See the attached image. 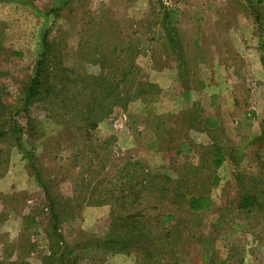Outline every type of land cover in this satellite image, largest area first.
Listing matches in <instances>:
<instances>
[{
	"label": "rangeland",
	"instance_id": "obj_1",
	"mask_svg": "<svg viewBox=\"0 0 264 264\" xmlns=\"http://www.w3.org/2000/svg\"><path fill=\"white\" fill-rule=\"evenodd\" d=\"M169 11L182 19L170 26ZM46 30L52 76L32 107L36 123L28 126L27 115L18 109L43 52ZM170 37L184 53L206 59L196 63L203 70L187 78L198 90L197 100L209 104L216 91L220 103L211 106L215 114L228 120L244 110L249 118L250 103L264 99V0H0V101L8 105L0 113V129L7 131L0 137V264H137L145 256L130 252L136 244L142 251L150 246L166 254V264H208V259L201 262L206 250L200 243V237L208 236L218 261L227 256L222 251L228 243L246 247V264H264V242L245 231H230L234 223L245 222L246 231L264 229V221L256 223L238 206L246 189L264 182V172L251 173L259 167L255 158H262L264 168V149L257 150L264 146V113L215 131L228 136L225 152L237 163L212 172L216 150L205 134L172 126L174 118L158 117L178 110L183 90H191L181 78L175 58L179 47L170 44ZM133 56L140 78L159 85L154 99L151 93L128 101L96 122L77 114L85 97L94 101L101 94L97 84L88 94L81 75H97L104 62L109 71L112 64L125 68ZM239 64H246L244 74L236 72ZM64 73L69 83L62 90ZM207 83L210 87L201 89ZM235 95L239 109L234 105L233 112ZM190 137L195 152L182 154L181 140ZM245 144L247 153L234 152ZM214 173L222 177L218 185H212ZM192 194H211L216 206L193 212ZM168 215L174 218L161 224ZM52 222L60 236L51 235ZM226 232L236 234L214 237ZM119 233L129 242L127 249L102 246Z\"/></svg>",
	"mask_w": 264,
	"mask_h": 264
},
{
	"label": "trees",
	"instance_id": "obj_2",
	"mask_svg": "<svg viewBox=\"0 0 264 264\" xmlns=\"http://www.w3.org/2000/svg\"><path fill=\"white\" fill-rule=\"evenodd\" d=\"M251 8L255 9L254 6H252ZM169 17H171L170 22H169L171 26V24L173 25L177 19L176 13L169 11L168 18ZM255 18L257 22L259 23L261 20L260 15L257 14ZM170 38H171L170 44L171 45L175 44L174 45L176 46L175 48L179 47V44L176 41V38L175 37H170ZM42 50L43 52L41 53L40 58L37 60V63H36L35 74L26 83L23 89L24 94L22 98V103L18 109V112L25 113L27 115L28 120H29L28 126H31L34 123H36V120L34 119V117H32V107L34 103L36 102L38 96L42 94L45 84L47 85V83H50V77L52 76L51 75L52 48L50 44L49 32L47 30L44 32L43 37H42ZM134 50H135L134 52L136 55L138 52H140L137 45H135ZM176 50L178 52L177 55H180L181 53L180 47L179 49L177 48ZM14 54L20 55V53L16 51L14 52ZM116 58H119V56H117ZM116 62L117 61L115 60L114 63ZM139 72H140V67L137 65L136 60L133 56V58L132 57L129 58L128 62L126 63L125 68L121 67L119 64L118 65L112 64V67H110V71H109L106 69V62H104V65L102 66V70H100V72L97 75H89L87 73H83L81 76H82V80L86 82V86L88 87L87 89L88 94L92 93V86L95 84H97V86L95 87V90L99 93L101 92V94H98L99 97L94 98V101L91 99H88L90 98L89 95H88V98L85 97L84 102L79 104L81 109H77L75 110V112L77 114H80V116H82L84 119L94 120L93 122H96L95 121L96 118L98 119V121L102 120L104 117H107L108 114L112 113L116 107H119L121 104L124 105L128 101L135 100L141 97L142 99H144L145 96H148L151 93L153 94L150 95L152 96V98L150 99L151 100L154 99V96H156L154 93L159 90L158 88L159 85L152 83L149 80L140 78V76L138 75ZM61 82L63 85L61 86L63 90L69 83V79L65 75V73L62 75ZM63 100H66L65 96L63 97ZM90 101H92V103ZM7 106L8 105L5 104L3 100H1L0 101V113L2 112L3 109L7 108ZM100 112H102V114H100ZM13 121H14V116H11L10 126H12ZM31 121H33L32 122L33 124L31 123ZM205 123L207 124L208 128H211L213 126L218 125V120L208 118V119H205ZM92 125L95 126L97 125V123H92ZM8 130H11V127ZM6 132L7 131H3L2 129H0V137L5 135ZM91 138L92 136L89 135L88 139H91ZM181 144H183V146H186L185 142ZM213 147L216 150L214 164L217 167V166H220L223 160L222 154H221V147L217 144H215ZM186 151L191 152L192 148L188 146ZM27 153H29V151H27ZM129 165L130 163L128 162L126 163L125 166L129 167ZM33 167L36 169L35 166ZM38 178L40 181H42L41 175L40 177L38 175ZM218 180H219L218 177L214 178L213 182L215 185L218 184L219 182ZM254 197L255 196L253 194H249L248 192H243V195H241L239 198L238 206L241 209L245 210L246 212L250 213L251 211L247 209L249 207L248 203L252 201L254 202V199H255ZM211 204L212 202L208 195H200V196L191 195L189 199L190 210L193 212H200V211L208 210L209 208H211ZM51 217H52V220H54V222H57L56 219L58 215H57L56 209L53 208V205L51 208ZM173 218H174L173 215H168L167 217H165V219L162 220L161 224L165 225L169 223ZM120 220L123 221V219L121 218ZM117 224H120V223H117ZM53 227H54V231L51 233V235L52 236L54 235L56 237L60 236V235H57L56 233V227H57L56 223H53ZM231 227L232 228L230 229V231L235 232L239 230L240 228H242L243 225L242 223H234L233 225H231ZM111 235L113 237L111 236L110 238H108V240L104 241L102 245L104 248L112 250V251H116V250L123 251L129 247L130 245L129 242L124 240L125 239L124 233L123 234L119 233L117 235L111 234ZM194 237L196 238V235H194ZM200 238H201L200 243L204 246L206 250L205 252L201 253V262L206 263L208 259V264H216L217 255L215 253L216 249L213 247L212 237L208 236L205 239L204 237H200ZM135 250L140 251L137 253L138 256H140L141 253H143L142 255L145 256V258H143L144 260H142L141 257H138L136 261L137 264H166L165 259H164L166 254H158L157 250L154 248H151L150 246H147L146 249L142 251L139 248V244H136L135 246L131 248L130 252L135 251ZM69 252L73 253L72 250ZM168 264H171V263H168Z\"/></svg>",
	"mask_w": 264,
	"mask_h": 264
},
{
	"label": "crops",
	"instance_id": "obj_3",
	"mask_svg": "<svg viewBox=\"0 0 264 264\" xmlns=\"http://www.w3.org/2000/svg\"><path fill=\"white\" fill-rule=\"evenodd\" d=\"M182 12H183V10L181 11V13ZM186 14H188L189 17L190 16L193 17V12H191V13L190 12H186ZM179 19L180 20L182 19L181 16H180V18L176 19V22ZM193 21H194V19L192 20V22ZM176 25H177V23H176ZM196 28H197L196 30H198V31L202 29V27H200L199 23H198V26H196ZM199 42L200 41H199V39L197 37L196 40H195V44L199 45ZM178 44H179L181 53H180V55L176 54L175 58H177L180 61L178 65H179V70H180V72L182 74L181 78L184 79L183 82H186V83L190 82L188 85L191 86V90H190V93H187L186 90H188V89L183 90V93L181 94L182 95L181 103H184V104L182 106H180L178 110L171 111L172 113H163V114L158 115V116L164 117V118H174L176 121L173 122L174 125H172V126H180L182 128L184 127L185 130H186V127H187L189 129V131L190 130H194V131H197L199 133L200 132L204 133L205 136L207 137V139H205V141L209 142L208 146H210V147H213L215 144L219 145L221 147V154H222V159H223L222 163L220 164V166H217V167L215 166V164H214L215 153H214L211 156L210 165H209V168H211L213 170L212 172H215L216 174H218L217 171L220 168L224 167L230 161L232 163L233 162L237 163V162L234 161V158L233 159L231 158L230 152H228V153L225 152L224 146L227 144L228 136H226V135L219 136L218 134L215 135L214 134L215 131L218 130L219 128H221V127L226 126L225 123L227 125H239V124L242 125V124H246L247 122H250L251 121L250 118H252V120H253L256 117H259V114H263L264 113L262 111L263 109H261V107L264 108V99L262 100V102L257 103V105H255V104L252 105L250 103V110L248 112V115L250 116L249 118L247 116V111L243 110L238 115V117H234L233 116L231 119L228 118V120H230L229 122H228L227 119L223 120L221 118V116L219 115V113L215 114L214 110H212V108H215L214 106H216L217 104H218L217 106H219V103H220L219 93L216 92V91L211 92L210 103L209 104L207 102L203 103L202 100H197L198 98L195 97L196 95H194L195 90L196 91H198V90H197L196 86L194 85L193 81H191V79L187 80V78H193V72L196 71V69L200 68L199 67L200 64L196 65V63L197 64L198 63H203V62L206 61V59H204V58L197 59L196 57H193L192 55L190 56L189 52L184 53L183 52V47L181 46V44L179 42H178ZM239 60H241V59L239 58ZM242 61H243V63H245V59L244 58H243ZM245 66H246V64H242V65L239 64L238 65L237 71H236L238 73V75L244 74V71H246ZM202 70H203V68H200V71H202ZM191 82H192V85H191ZM160 86H162L161 83H160ZM209 87L210 86L207 83L204 87L201 86V89L209 88ZM189 89H190V87H189ZM188 94H189V96H187ZM183 96H186V98H183ZM263 96H264V94H263ZM235 97L238 98L237 95L234 96V100L235 101H234V103H232V109H231L232 111L234 110V105H235V107H237L239 109L238 101L240 100V98L236 99ZM259 98H261V97H259ZM211 106H213V107L211 108ZM219 109H221V108H219ZM223 111H227V114L229 116V112H230L229 111V107H226V109H223ZM233 112H235V111H233ZM242 113H243V117H241ZM125 118H127V116ZM208 118L218 120V125L217 126H213L211 128H208L207 124L205 123V119H208ZM244 122H246V123H244ZM165 126H167V124H165ZM227 131H230V130H227ZM240 135H242L241 138L243 140L246 139L245 135H243V134H240ZM260 136L261 135H258V136H255L254 138L259 139ZM229 137H231V135ZM181 141H182V143L183 142L186 143V146H183V144L181 145L183 147V148H181V150L183 151V152L181 151L182 154L186 153L185 151L187 150L188 146L192 148V151L190 153L195 152V146L192 143V142H195L194 138L193 139L191 137L189 139L185 138V139H182ZM248 142H250V139H249ZM229 149H230L231 152H233L232 148H229ZM263 149H264V146H262V145H259L258 148H257V150H261V151H263ZM234 152L238 153L239 156H241L243 153H247V145L245 144V145H241V146L237 147V149ZM255 159H256L255 162L259 166V167H257L256 170L255 169L251 170L248 167H244V168L242 167L240 170H245V169L246 170H251V171H253L251 173H253L254 175H259V174L263 173L264 172V168H262L259 165V163L262 162V158H255ZM191 170H192L191 173L195 172L194 168H192ZM215 173H214V177L212 179V185H215L214 182H213L215 177L219 178L218 184L221 183V181H222V177L216 175ZM255 179L257 180L258 178H255ZM256 180H254V182ZM244 192H248L249 194H253L255 196L254 197L255 198L254 202L252 201V202L248 203L249 207L247 209L249 211H251V212L250 213L247 212L246 216L248 218L254 219L256 221V223H261L260 220L264 221L263 220L264 219V182L261 183L259 181H256L255 186H253V189H246V191H244ZM202 195H208L210 197V199H211V202H212L211 208H209L208 210H211L213 208V206H216L214 198H213V196L211 194H202ZM194 196H200V195H194ZM252 198H253V196H252ZM242 225H243V227L240 228L239 230H237V231H239L237 233H243L245 231L248 234H251L254 237L258 238V240L261 243L264 242V229L256 230V231H254V230L253 231H246V228L248 227L246 222L244 224L242 223ZM234 234H236V233H231L230 232V234H228V232H226V233H224L223 235L220 236V233H214V237L229 239L230 235H234ZM245 250H246V247H244V246L230 245L228 243H225V248L222 251V254L223 255H227V256L224 257L225 259L222 258L219 261L216 259V264H227V261H229L230 264H240V263L241 264H246ZM0 251H1V249H0ZM232 253H233V255H231ZM0 254H1V252H0ZM228 254H230V255H228ZM235 256H236V258L232 259V257H235ZM231 260H235V262L232 263ZM241 260H242V262H241ZM133 263L134 262L132 260L131 264H133Z\"/></svg>",
	"mask_w": 264,
	"mask_h": 264
}]
</instances>
